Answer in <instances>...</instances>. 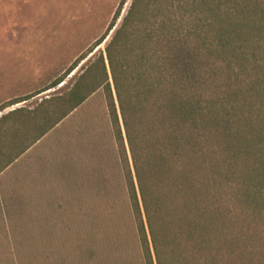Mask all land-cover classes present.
Masks as SVG:
<instances>
[{
    "label": "trees",
    "instance_id": "trees-1",
    "mask_svg": "<svg viewBox=\"0 0 264 264\" xmlns=\"http://www.w3.org/2000/svg\"><path fill=\"white\" fill-rule=\"evenodd\" d=\"M126 2L106 34L50 87L0 107L1 114L67 87L79 65L96 58L71 76L75 83L65 93L59 89L43 100L38 109L49 111L46 127L14 158L7 156L6 166L103 89L145 264H234L256 250L240 202L264 203V110L254 103L264 105L257 47L264 40V0H134L116 27ZM203 14L212 18L211 44L190 24ZM109 36L104 55L101 46ZM221 84L226 94L217 88ZM226 95L236 96V103L226 102ZM238 152L246 154L248 173L257 174L258 182L243 184L234 162ZM238 184L244 192L234 189Z\"/></svg>",
    "mask_w": 264,
    "mask_h": 264
},
{
    "label": "rangeland",
    "instance_id": "rangeland-1",
    "mask_svg": "<svg viewBox=\"0 0 264 264\" xmlns=\"http://www.w3.org/2000/svg\"><path fill=\"white\" fill-rule=\"evenodd\" d=\"M133 1L127 0L116 27L122 25ZM219 1L224 4L227 0ZM122 2L0 0V107L35 96L64 75L106 34ZM187 11L194 8L189 6ZM211 19L203 14L190 21L204 31L198 37L209 44L213 41V35L207 33ZM109 42L110 36L101 46L104 55ZM257 47L264 63V40ZM253 50L249 49V55ZM91 57L74 73H81L82 67L96 59ZM255 59L250 57L251 62ZM222 70L225 72L223 68L218 75ZM248 70H253L251 65L247 74ZM71 76L67 87L59 85L0 114V145L4 142L6 148L5 161L0 151V168L7 165V156L14 158L46 127L43 116L49 111L39 112L38 108L56 90L65 93L75 83ZM217 88L226 94L228 87L221 84ZM226 96V102L236 103V96ZM262 102L254 101L264 110ZM18 109L25 113L2 119ZM34 112L40 117L29 115ZM36 145L31 164L28 158L15 171L8 170L0 183V264H145L104 90H98ZM237 155L235 160L227 157L236 162L243 184L258 182L257 174L248 173L246 154ZM39 171L46 173L42 174L47 178L45 184L33 180ZM239 188V184L234 187L238 192ZM234 189L227 190L228 196L232 191L228 200L233 206L237 200L232 198ZM240 216L253 234L256 250L234 264H264V203L240 202ZM227 258L231 257L227 254Z\"/></svg>",
    "mask_w": 264,
    "mask_h": 264
},
{
    "label": "crops",
    "instance_id": "crops-1",
    "mask_svg": "<svg viewBox=\"0 0 264 264\" xmlns=\"http://www.w3.org/2000/svg\"><path fill=\"white\" fill-rule=\"evenodd\" d=\"M37 146L38 145L35 144L33 147H31L29 150H27L25 154H23L20 158H18V159H16L14 161V164L12 166H9L8 168H5L6 167V165H5L6 163H3L2 167L0 168V183L2 182L3 178L4 179L6 178V173H7L8 170H11L13 168L14 171H15L16 168L18 169V167H19L18 165L19 164H25L28 158H30V160L28 162H30V164H31V162H32L31 156H32V153H33V151L35 150V148ZM0 151L2 152V157H3L2 160L5 161L6 160V148H5V143L4 142H2V144L0 145ZM42 174H46V173L42 172V171H39L38 174H37V177H33V180L35 181V179H36L37 181H42V184H45L46 181H47V178L44 175H42ZM17 177L19 179L18 173L16 174L15 178H17ZM21 177L22 176L20 175V182L22 181Z\"/></svg>",
    "mask_w": 264,
    "mask_h": 264
}]
</instances>
